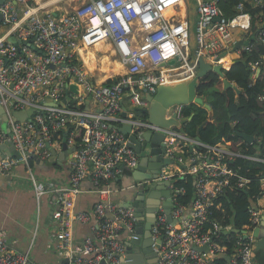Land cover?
Instances as JSON below:
<instances>
[{
  "label": "built area",
  "instance_id": "obj_1",
  "mask_svg": "<svg viewBox=\"0 0 264 264\" xmlns=\"http://www.w3.org/2000/svg\"><path fill=\"white\" fill-rule=\"evenodd\" d=\"M45 9L33 7L31 0H17V4L8 0L0 5V28H7L0 31V107L7 115L5 120L0 113V145L10 142L21 154L1 164L8 170L18 163L29 168L33 154L45 151L49 157L47 145L62 148L65 138L68 148L75 147L68 159V185L37 182L29 169L37 198L50 195L58 200L49 236L57 245L61 264H120L126 242L139 237L135 209L114 200L112 193L115 182L129 177L127 173L141 159L130 137L143 136L147 130L165 134V157L173 162L154 183L170 181L171 215L180 219L177 227L168 221L165 208L158 207L152 227L158 264L210 263L213 256L227 251L214 238L232 229L212 220L216 199L227 189L251 182L240 174V165L233 166L237 159L264 163V155L247 153L244 145L253 143L245 140L208 144L186 137L177 127L151 123L145 111L150 106L147 94L155 95L162 85L196 78L202 59L212 68L220 65L228 71L237 59L253 55L250 84L264 76V0L235 4L195 0L193 7L187 0H84L62 16L45 13ZM194 14L195 23L191 20ZM11 36L30 43L19 48L9 40ZM103 41L115 47L126 70L111 85L89 76L80 60L82 48ZM74 84L83 87L81 93ZM187 105L170 106L168 116L191 120L193 115L185 114ZM29 110L32 114L23 120L14 116ZM124 125L131 126L128 134L118 128ZM235 125L232 139L239 133ZM176 162L179 168L169 170ZM189 176L195 196L188 205L180 201L186 188L177 183ZM87 178L99 194L91 212L76 209ZM151 181L137 185L147 189ZM259 181L264 190V175ZM249 213L251 223L239 232L232 264H254L257 237L253 233L263 224L264 206L258 201ZM77 223H91L92 234L81 244L74 242ZM204 245L207 251L199 248ZM0 264L37 263L30 250H13L7 233L1 232Z\"/></svg>",
  "mask_w": 264,
  "mask_h": 264
},
{
  "label": "water",
  "instance_id": "obj_2",
  "mask_svg": "<svg viewBox=\"0 0 264 264\" xmlns=\"http://www.w3.org/2000/svg\"><path fill=\"white\" fill-rule=\"evenodd\" d=\"M7 0H0V5H3ZM17 3V0H10ZM217 17L216 19H218ZM2 22V15L0 14V27ZM9 40L16 45L21 47V44L30 43L27 40L18 39L14 36H11ZM241 43L237 44L238 47ZM32 48L36 51L41 52L35 45L31 44ZM240 60L237 59L235 64L239 63ZM222 67L215 66L212 68V65L204 59L200 61V69L196 78L184 81L172 85H162L159 86L158 91L155 95L147 94V98L150 101V106L146 109V113L149 115V121L158 126H163L165 128L177 127L181 128L185 123L176 118V115L168 116V108L174 105H186V104H198L204 108L211 111V106L205 102V99L202 95L198 93V88L200 87L201 82L207 75L211 72L218 74L222 73ZM230 87H235L228 79H224V93ZM64 100L61 104H64ZM0 113L3 114L5 120H7V115L5 109L1 106ZM32 111L27 112L18 111L14 113V116L17 120H23L26 116H30ZM125 116V115H124ZM122 132L129 133L131 126L124 125L118 127ZM239 136L245 139L249 143H254V137L245 132L239 130ZM132 143L131 146L135 147L138 152L141 154V159L138 165L135 168H132L128 172V178L131 179V184L126 186L125 198L119 200L122 201V205L125 207H133L135 209V216L138 220V226L136 233L139 236L137 239H132L131 241L126 242V251L124 254L119 255L120 264H158L159 255L154 251L153 244L154 240L152 238V227L156 221V212L159 206L165 208L168 221L177 227H180V219H175L171 215L173 203L170 191L167 189V186L170 184V181L162 183H154L155 180L159 178V175L162 173V170L173 160H169L165 157L166 146L164 143L165 134L164 133H154L147 130L143 133V136H134L131 137ZM200 139V137H197ZM50 146V145H48ZM149 149L148 151L146 149ZM75 150V147L68 148L66 138L62 146V152L58 155V152L55 149H51V158L49 161H59L61 163L68 162V159L71 156V153ZM21 157L19 151L15 149V146L10 142H5L0 145V181L4 183L13 182L14 174L10 169L3 167L1 162L8 157ZM36 163H43L36 154H33ZM127 177V176H126ZM151 181V186L149 185L148 189L140 187L137 185L140 182ZM154 183V184H153ZM132 185V186H131ZM118 200V199H117ZM253 206H256V203H253ZM229 232L239 233L240 230L237 228H232ZM228 233V231H226ZM244 237H247L246 233H243ZM253 235L257 237L256 247L264 248V218L263 224L260 228L254 230ZM203 251L208 250V245L199 247ZM223 253V254H222ZM229 264H231L230 255L224 254ZM218 254V255H219ZM68 262V260H65Z\"/></svg>",
  "mask_w": 264,
  "mask_h": 264
},
{
  "label": "crops",
  "instance_id": "obj_3",
  "mask_svg": "<svg viewBox=\"0 0 264 264\" xmlns=\"http://www.w3.org/2000/svg\"><path fill=\"white\" fill-rule=\"evenodd\" d=\"M31 4L33 7H45V13L52 12L56 15L59 14V16H62L70 10L73 2L71 0H41V2H39V0H31ZM19 7L22 10L20 5ZM182 14H185L184 4ZM191 20L195 23V14ZM0 31L6 32L7 28H0ZM103 44L100 42L94 47L95 50H100L105 53L101 57L100 65L95 59V51L85 52L88 60L95 61L96 66L100 71L104 72L105 75L101 79L108 78L107 76L109 75L122 74V72H125V67L119 61H113L112 67H110L109 61L106 60L109 56L108 52L111 51V54L113 55L116 51L112 48L113 45L109 42L108 47H105ZM82 49L88 51L91 48L86 47ZM226 60L229 59L227 58ZM95 69L96 67L93 70H89L93 72ZM85 70L87 71V69ZM88 73L90 72L88 71ZM117 77L113 79H116ZM101 79L100 82L104 83ZM76 85L77 84H74L75 91L81 93L82 91L78 89ZM209 114H211V112H209ZM181 121H186L185 127L187 130H183L186 137L192 139L200 137L195 136L196 128L193 124L188 123L190 120L185 119ZM209 121L212 122V119H209ZM239 139L245 140L241 137ZM48 145L47 149L49 157L45 151L36 152V155L45 162L36 163L34 158H32L33 166L29 168L26 163H18L11 168L14 174L13 182L4 183L3 181H0V233H7L10 247L13 250L20 252L30 250L32 259L37 264H61L58 257L57 245L50 240L49 236L50 231L54 227L53 214L57 209L58 200L50 195H44L38 199L34 191V182L31 179L32 175L29 173V169L31 168L37 182L52 183L58 187L69 184L71 172L69 162L61 163L59 161H49L51 158V149H55L58 152V155H60L62 148H58L57 146L54 148L51 144ZM191 145L192 144L189 146ZM129 184H131V179L126 176L121 181L118 180L115 182L114 186L116 191L112 193V198L114 200L118 199L117 201L122 203L123 200L119 199L125 198L126 193L128 192L126 186ZM98 200L99 194L95 191L92 181H90L89 178L85 179L82 184V193L77 199L76 209L91 212L94 208V204ZM91 234V223H77L74 230L75 244H81L83 240ZM249 236H251V234H249ZM227 251L222 252L226 255H230L232 259L235 251L232 254ZM222 254L213 256L212 261L208 264H220V261H218L220 259L224 260L223 264H229L226 257ZM254 264H264V248H257L256 243Z\"/></svg>",
  "mask_w": 264,
  "mask_h": 264
},
{
  "label": "trees",
  "instance_id": "obj_4",
  "mask_svg": "<svg viewBox=\"0 0 264 264\" xmlns=\"http://www.w3.org/2000/svg\"><path fill=\"white\" fill-rule=\"evenodd\" d=\"M229 1L235 4L241 0ZM253 13L255 12L253 11ZM81 53L84 56L83 49H81ZM254 59L253 55H244L240 58V62L234 64L230 70L222 71V75L229 81L235 82L236 85V87L228 88L225 93L224 80L220 79L221 74L211 72L201 82L198 93L203 97H210L205 102L212 109L209 111L201 106L195 108L196 105L190 104L185 109V114L187 117L193 115L188 123L194 125L196 128L195 136H200L204 143L217 144L220 141L225 143H230L231 140L235 142L242 141L239 139L238 134L234 139L230 136L234 130L233 124L236 123L234 128L252 135L255 139L253 144L244 145L245 151L249 154L260 153V155H264V76L250 84L249 61ZM84 63L86 65L85 56ZM103 80L101 79V81ZM115 80H109L105 84L111 85ZM260 96H263V99H260ZM209 119H212V122ZM185 126L184 123L182 129L186 131ZM32 161L31 158V166H33ZM238 165L241 166L240 174L251 179V182L243 188L227 189L225 193L218 196L215 206L212 208V220H216L223 227L231 225L232 228L241 231L251 223L249 207L253 203H257L264 195V190L259 181V178L264 175V163L239 158L233 166ZM177 184L186 188V193L182 195L180 201L188 205L191 204L195 196L193 177L189 176L178 181ZM219 234L220 237L214 238V241L220 246L226 247L227 252L232 254L241 233L221 232ZM218 261H220V264L224 262L223 259Z\"/></svg>",
  "mask_w": 264,
  "mask_h": 264
},
{
  "label": "rangeland",
  "instance_id": "obj_5",
  "mask_svg": "<svg viewBox=\"0 0 264 264\" xmlns=\"http://www.w3.org/2000/svg\"><path fill=\"white\" fill-rule=\"evenodd\" d=\"M72 2H73V5H72V7L70 8V10L69 11H72V10H74L76 7H78L79 5H81L82 3H84V0H71ZM187 4L190 6V7H193L194 5H195V0H187ZM104 42V41H103ZM103 42H102V44H103ZM105 47H108V42H104V44H103ZM113 49L115 48V47H112ZM90 51H95V59H96V61H98V64L100 65V60H101V57L105 54V53H103V51H100V50H95L94 49V47L93 48H91V49H89L88 51L86 50L85 52H90ZM109 53V56H108V59H106V60H108L109 61V63H110V67H112V63H113V61H119V56L117 55V53L115 52V54H111V51H109L108 52ZM229 55L230 56H233V53H229ZM85 56H86V53H85ZM86 59H87V65H88V68L89 69H94L95 67H96V69L92 72V71H89L90 73H87L89 76H93V77H95L94 79H97L98 80V83H102V82H100V79L102 78V77H104V72H102V71H100V69L96 66V63H95V61H89L88 60V58L86 57ZM80 60H81V65H82V67L83 68H85V69H87V67H86V65H85V63H84V56H83V53H81L80 52ZM90 62V63H89ZM120 62V61H119ZM117 66H120V65H117ZM126 71V70H125ZM95 73V74H94ZM122 73H124V72H122ZM94 74V75H93ZM121 74V73H120ZM120 74H115V75H109V76H107V77H110V78H108V79H104L103 81L104 82H108L109 80H111V79H113V78H115V77H117V76H120ZM83 85L86 87V85H85V83H83ZM79 93V92H78ZM209 96H204V99L205 100H209ZM191 104H193V103H191ZM190 104H188L187 106H186V108L189 106ZM194 105H196L195 106V108L197 107V108H200V105H198V104H194ZM201 107H203V106H201ZM139 115V117H141L142 115H140V114H138ZM182 133H184V131L182 130ZM147 151L149 150L148 148L146 149ZM177 168H179V163L178 162H176L175 164H173V165H170L169 167H168V169L169 170H174V169H177ZM149 188V186H147V189ZM259 201H260V203L262 204V206H264V195L259 199Z\"/></svg>",
  "mask_w": 264,
  "mask_h": 264
},
{
  "label": "bare ground",
  "instance_id": "obj_6",
  "mask_svg": "<svg viewBox=\"0 0 264 264\" xmlns=\"http://www.w3.org/2000/svg\"><path fill=\"white\" fill-rule=\"evenodd\" d=\"M39 2H41V0H39ZM83 51H84V49H83ZM84 56H85V51H84ZM85 60H86V62H87L86 56H85ZM86 67H87V63H86ZM88 71H90L89 68H87V72H88ZM94 74H95V73H94ZM76 86H77L78 89H80V90L83 89L81 85H78V84H77Z\"/></svg>",
  "mask_w": 264,
  "mask_h": 264
},
{
  "label": "clouds",
  "instance_id": "obj_7",
  "mask_svg": "<svg viewBox=\"0 0 264 264\" xmlns=\"http://www.w3.org/2000/svg\"><path fill=\"white\" fill-rule=\"evenodd\" d=\"M179 129H180L181 131L183 130V129H182V127H181V128H179ZM68 162H69V161H68Z\"/></svg>",
  "mask_w": 264,
  "mask_h": 264
}]
</instances>
